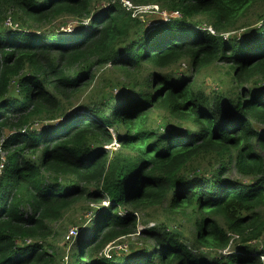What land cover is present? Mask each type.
Segmentation results:
<instances>
[{"label": "trees", "instance_id": "trees-1", "mask_svg": "<svg viewBox=\"0 0 264 264\" xmlns=\"http://www.w3.org/2000/svg\"><path fill=\"white\" fill-rule=\"evenodd\" d=\"M129 1L0 0V264H261L264 0Z\"/></svg>", "mask_w": 264, "mask_h": 264}, {"label": "rangeland", "instance_id": "rangeland-1", "mask_svg": "<svg viewBox=\"0 0 264 264\" xmlns=\"http://www.w3.org/2000/svg\"><path fill=\"white\" fill-rule=\"evenodd\" d=\"M159 8V7H158ZM264 9V2H262V5H260V6H256V8L254 9V10H252L250 13H249V18H253L254 17V14L255 13H258V12H261L262 10ZM160 11V10H159ZM163 12H165V13H167V14H169L167 11H163ZM137 14H140V12H138ZM149 14H151V13H149ZM148 14V15H149ZM153 15L155 16V18L154 17H152V18H150L149 19V23H148V27L149 28H151L152 26H155L156 24H153V23H151V22H157V24L158 23H161V21H163L162 20V17L158 14V13H153ZM173 17H176V15L174 14L173 15ZM178 17H180V14H178ZM170 19H173L172 17H170ZM150 25V26H149ZM4 26H6V24L4 25ZM75 26L76 25H74V21L73 20H70V19H68V20H63V21H61V20H59V21H54V22H51L50 24H46L45 26H44V28H43V32H45V33H47L48 31H50V30H52L53 28H55V29H57L58 28V31L59 32H62V33H69V32H73V30H74V28H75ZM208 29H211L210 27L208 28ZM212 30V29H211ZM213 32V31H212ZM177 72H179L180 71V73L181 72H183V70H184V68H185V66H184V64H182V66H179V65H177ZM107 70H112V66H106L105 68H103L102 69V71L101 72H105V71H107ZM205 76H206V74L204 73V72H202L201 73V76H200V80H202V81H204L205 79ZM114 93H117V92H114ZM73 103H74V105H76L77 104V102L74 100L73 101ZM154 117H156V118H154ZM153 118H154V121H156V122H158V123H160L162 120H160V117L159 116H154ZM37 126H35L34 128H36ZM39 128V127H38ZM259 129H263L264 130V125H259V127H258ZM116 143H117V140L115 139L114 141H113V143H112V146L114 145V146H116ZM1 170L2 169H0V174H1ZM232 176L233 177H238L237 175H236V173L235 172H232ZM94 206H96L95 204H93V203H90V202H86V203H84V204H79V205H77L72 211H71V213H80V212H82V210L83 209H86L87 207L88 208H90V210L89 211H87V213L85 214V216L81 219V220H79V221H82V220H85V221H89L94 215V212H93V210H91V209H94ZM155 212L156 211H147V212H144V213H136V218H137V220H138V224H137V226H136V229H140V228H142V227H151V226H154L155 225V222H154V220H152V219H150V216H154L155 215ZM120 215H122L123 216V213H120ZM78 219H80V218H78ZM84 227V226H83ZM83 227H81V229L83 228ZM80 228V227H79ZM76 229H77V227L76 226H70L69 227V229H68V231H67V234H66V237L69 235V232H70V230H75L76 231ZM77 232V231H76ZM137 232V231H136ZM88 234H89V232H88ZM64 235H65V229H64ZM139 234H137V235H133V236H131V237H129V238H127V241L129 242V244H130V246L128 247V252L126 253V254H135V253H137L138 251H140L138 248H137V244H142V241L140 240V238H139V236H138ZM237 239H235L234 241H232V243L230 244V247H228V249H227V251H229V252H233L234 251V246H235V241H236ZM121 244V241H118L117 242V244L116 245H120ZM258 245H261L260 243H258ZM119 252H121V253H124V252H122V251H119Z\"/></svg>", "mask_w": 264, "mask_h": 264}, {"label": "built area", "instance_id": "built-area-1", "mask_svg": "<svg viewBox=\"0 0 264 264\" xmlns=\"http://www.w3.org/2000/svg\"><path fill=\"white\" fill-rule=\"evenodd\" d=\"M120 1H121V3H122V5H123L124 8H126L127 10H133L132 17H135L138 12H140V13H148V12L154 13L155 12V13H158L162 17L163 22H168L169 20H175V19L180 18V17H178V14H179L178 12H171L169 14H167V13H165L163 11L162 12H159L158 6L135 7V6H133V4L129 0H120ZM174 14L176 15V17H173ZM170 17H172L173 19H170ZM5 24H6L7 27H9L11 29H18V26L15 25V24H13L10 19H7ZM208 30H210L212 32L211 29H208ZM1 161L2 162L4 161V158L3 157L1 158ZM2 167H3V165L1 164L0 165V169H2ZM102 205L104 207H107V206H109V202L107 200H104L102 202ZM120 213H123V215H124L126 212L120 211L119 214ZM134 214L136 216V213H134ZM151 227H153V226H151ZM146 228H149V227L147 226V227H142L140 229H137L136 230L137 232L135 234H132V235H129V236H125V237H121L118 240H116L115 242L110 243L104 249V252H103L104 256L106 258H110V255H111L112 252L121 253L119 251L124 252L122 254L128 255L126 253L128 252V247L130 246V244L127 241V238H129V237H131L133 235H137V234H139L138 236H140V233L142 232V230L143 229H146ZM76 231H77V229H76ZM76 231L75 230H70L69 235L67 236L66 239H69L70 237L75 236L77 234ZM236 238H237L236 236H232V239L230 241V244ZM118 241H121V244L120 245H116ZM29 242H30L29 240L26 241V243H29ZM230 244H229V247H230ZM136 246H137L138 249L141 248V244H137ZM227 249L223 251V254L224 255L230 254V252L227 251ZM258 259L260 260V263L261 264H264V253L263 252L258 255Z\"/></svg>", "mask_w": 264, "mask_h": 264}, {"label": "clouds", "instance_id": "clouds-1", "mask_svg": "<svg viewBox=\"0 0 264 264\" xmlns=\"http://www.w3.org/2000/svg\"><path fill=\"white\" fill-rule=\"evenodd\" d=\"M150 6H156V5H150ZM139 7H143V6H139ZM159 12H160V11H159ZM132 13H133V11H132ZM148 13H149V12H148ZM151 13H152V12H151ZM140 14H141V13H140ZM161 22H163V21H161ZM168 22H169V21H168ZM149 26H150V25H149ZM109 66H110V65H109ZM113 146H114V145H113ZM101 205H102V203H101ZM102 206H103V205H102ZM120 211H121V210H120ZM136 230H137V229H136ZM135 233H136V232H135ZM135 233H134V234H135ZM77 234H78V229H77ZM77 234H76V235H77ZM76 235H75V236H76ZM75 236H73V237H75ZM73 237H70V238H73ZM66 238H67V237H66ZM70 238H69V239H70ZM141 247H142V244H141ZM124 255H125V254H124ZM128 255H129V254H128Z\"/></svg>", "mask_w": 264, "mask_h": 264}]
</instances>
